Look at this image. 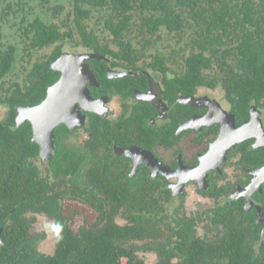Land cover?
<instances>
[{
  "label": "trees",
  "instance_id": "trees-1",
  "mask_svg": "<svg viewBox=\"0 0 264 264\" xmlns=\"http://www.w3.org/2000/svg\"><path fill=\"white\" fill-rule=\"evenodd\" d=\"M67 45L105 57L88 59L95 74L109 58L182 65L187 85L213 84L209 73L219 72L247 114L253 102L264 107V0H0V264H146L140 251L155 252L153 264H264L261 226L240 204L206 213L201 236L203 216H169L168 198L128 197L111 168L91 174L108 190L95 223L74 231L69 220L80 208L50 197L33 164L40 149L32 123H16L18 106L40 104L59 81L51 63ZM259 201L264 213V191ZM43 213L56 220L51 255L39 250L46 232L32 231Z\"/></svg>",
  "mask_w": 264,
  "mask_h": 264
},
{
  "label": "flooded vegetation",
  "instance_id": "flooded-vegetation-1",
  "mask_svg": "<svg viewBox=\"0 0 264 264\" xmlns=\"http://www.w3.org/2000/svg\"><path fill=\"white\" fill-rule=\"evenodd\" d=\"M181 67L114 64L109 58L99 66L100 76L117 81L106 82L99 70L97 74L93 71L95 81L87 84L92 104L84 107L78 103L83 122L58 124L52 157L42 160L39 154L33 159L38 176L50 183V197L60 198L63 205L90 207L98 216L94 206L105 198L108 188H100L99 178L91 174L111 168L108 176L112 174V180L128 190V197L168 198L162 201V209L169 216L176 215V210L181 218L203 216L195 225L197 231L206 213L232 206V202L240 204L246 219L255 215L259 220L264 171L258 176L254 172L264 167V129L256 124L245 132L243 126L252 120L255 107L264 127V107L253 102L247 114L230 90L233 81H225L221 73L213 71L209 73L213 84L187 85ZM118 73L119 77H113ZM127 76L130 79H119ZM188 186L203 201L193 214L185 215L182 209L188 196L183 189ZM40 215L55 224L48 214ZM117 219L126 222L121 216ZM169 221L174 223L172 217ZM257 224L262 236L264 222ZM206 234L207 229L203 236Z\"/></svg>",
  "mask_w": 264,
  "mask_h": 264
},
{
  "label": "water",
  "instance_id": "water-1",
  "mask_svg": "<svg viewBox=\"0 0 264 264\" xmlns=\"http://www.w3.org/2000/svg\"><path fill=\"white\" fill-rule=\"evenodd\" d=\"M90 58L105 59V57L93 52L78 54L67 51L63 52L51 63V68L61 72V77L59 81L49 87L46 98L38 105H22L17 108V126H21L27 120L32 123V140L40 144V157L42 160L52 157L55 127L61 122H67L71 126L83 122L84 116L81 115L78 103L84 107L92 104L87 84H93L96 76L88 64V59ZM116 75H120V73ZM251 113L252 120L249 124L243 126L245 132L256 124L264 129L261 119L256 114L255 107L252 108ZM263 171L264 167L254 172V174L258 176ZM257 185L256 181L255 188ZM259 221L264 222V214L261 207H259ZM262 240L264 242V231Z\"/></svg>",
  "mask_w": 264,
  "mask_h": 264
},
{
  "label": "rangeland",
  "instance_id": "rangeland-1",
  "mask_svg": "<svg viewBox=\"0 0 264 264\" xmlns=\"http://www.w3.org/2000/svg\"><path fill=\"white\" fill-rule=\"evenodd\" d=\"M66 48H69V46L67 45ZM74 49L75 48L70 47L66 51L74 53ZM76 49L85 50L82 48H76ZM6 115H7V107L4 105H0V121L4 120ZM39 166L42 169L46 168V164L39 163ZM185 189L186 190L183 189V192L187 193L188 197L186 200L187 203H186L185 209H182V210L185 211V215H189L190 213L193 214V212H195V207L200 208L199 204L203 200H201L200 196H195L194 187L188 186ZM176 204H178V201ZM66 205L72 206L73 208H76L77 210L80 208V212L78 210L79 213L74 215L72 217V219L70 218V220H69L74 231H77L79 226L82 225L86 221V219H88L89 224L95 223L96 218H97V213L93 209H91L90 207L81 206V204H79V203L78 204L67 203ZM37 216H38V220H37L36 224L33 226L32 231H34V232H42V231L46 232L47 238L39 245V250L46 255H51L54 253V250H55V241H56V236H57V232H56L55 227H54V225H55L54 221L50 220L46 215H40L39 214ZM117 222L120 224L125 223V221L120 220V219H117ZM205 224H207V221H205V219H204L203 224H200L197 226L198 232L201 236L206 233ZM138 255L144 259L146 264H153L157 260V256H156L155 252L140 251L138 253Z\"/></svg>",
  "mask_w": 264,
  "mask_h": 264
}]
</instances>
